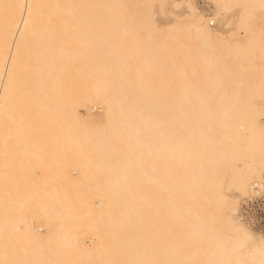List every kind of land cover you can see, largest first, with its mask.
Returning a JSON list of instances; mask_svg holds the SVG:
<instances>
[{
  "label": "bare ground",
  "instance_id": "bare-ground-1",
  "mask_svg": "<svg viewBox=\"0 0 264 264\" xmlns=\"http://www.w3.org/2000/svg\"><path fill=\"white\" fill-rule=\"evenodd\" d=\"M208 1L0 0V264H264V0Z\"/></svg>",
  "mask_w": 264,
  "mask_h": 264
},
{
  "label": "rangeland",
  "instance_id": "rangeland-1",
  "mask_svg": "<svg viewBox=\"0 0 264 264\" xmlns=\"http://www.w3.org/2000/svg\"><path fill=\"white\" fill-rule=\"evenodd\" d=\"M193 4L198 8L199 11L206 13L207 17L213 16L214 6L208 0H193ZM240 12H241L240 8H236L233 11L232 13L233 23H235L237 21V18L240 17L241 15ZM155 13H156L157 22L160 25H166L175 19V15L187 14L189 13V11H188L187 5L185 4H183L179 9H176L173 7L171 1H166V3H164V5L162 6V9L160 5H156ZM235 19L236 21H234ZM253 20L255 22L257 29L259 30L263 29V37H264V11H261L260 13H256V15L253 17ZM225 22H226L225 20H221L219 23L217 22L215 23L213 21L211 23L215 24L212 27L215 28L218 32L222 31V33L226 34L230 30H233L236 33V35L238 34L237 36L240 39H245L244 30L235 26V24H232L231 26L229 25L230 27H228V25ZM260 65H261V62L258 60L257 66H260ZM94 111H95V114L102 113L100 108ZM80 113L83 117H86V111L84 109H80ZM1 181L3 184L10 185V182L5 179H2ZM236 194H237L236 192H233L234 196H237ZM260 197L262 198L255 200L254 202H250V205L248 206L245 203H247L250 199L252 200L256 197L246 196V197L240 198L239 209H238V213L236 214V216H237V219L240 220V222L243 225H245V227L251 234H253L255 237H262L264 239V195ZM242 207H243L242 211L244 215L247 217V221L249 223H252V226H249L248 223L245 221V219L241 218L242 215L240 214V212H241ZM42 232H44V230Z\"/></svg>",
  "mask_w": 264,
  "mask_h": 264
},
{
  "label": "built area",
  "instance_id": "built-area-1",
  "mask_svg": "<svg viewBox=\"0 0 264 264\" xmlns=\"http://www.w3.org/2000/svg\"><path fill=\"white\" fill-rule=\"evenodd\" d=\"M256 190L258 191V188H257ZM260 198H262V197L258 196V197L254 198V199H252V200L250 199V200H249L247 203H245V204L248 206V205H250V202H254L255 200H258V199H260ZM242 210H243V207H242L241 212H240V214L242 215L241 218H242V219H245V221L248 223L249 226H252V223H249V222L247 221V217L244 215V213H243Z\"/></svg>",
  "mask_w": 264,
  "mask_h": 264
}]
</instances>
